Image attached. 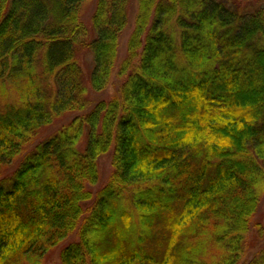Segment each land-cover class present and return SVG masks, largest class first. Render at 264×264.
Here are the masks:
<instances>
[{
  "label": "trees",
  "instance_id": "1",
  "mask_svg": "<svg viewBox=\"0 0 264 264\" xmlns=\"http://www.w3.org/2000/svg\"><path fill=\"white\" fill-rule=\"evenodd\" d=\"M87 1L0 0V264H264V5Z\"/></svg>",
  "mask_w": 264,
  "mask_h": 264
},
{
  "label": "rangeland",
  "instance_id": "2",
  "mask_svg": "<svg viewBox=\"0 0 264 264\" xmlns=\"http://www.w3.org/2000/svg\"><path fill=\"white\" fill-rule=\"evenodd\" d=\"M242 1L245 5L246 4L252 5V6L264 5V0H242ZM94 5H95V0H89V1L85 2L81 7L82 19L84 22L86 21V24H87L86 26L88 28L91 27L90 16H91V13L93 12ZM131 29H132V26L128 30H125L120 37V41H121L120 42V52H121L120 56H121V58L126 54L125 48H126L127 38L129 37V34L132 31ZM80 62H81V65L83 66L85 75H88L89 71L93 67L92 56L88 53L87 54L85 53L81 56ZM116 73H117V69L112 72V76H111L110 81L108 83V87L102 96L107 97V98L111 97L110 95H112V94H114V92H116V89L118 88L119 83H121V81L125 78L124 76L119 77L118 74H116ZM90 96L93 97L95 100L97 99V97L93 95L92 91H91ZM70 116H73V115H70ZM68 117H69V115H68ZM68 117L61 115V116H59L58 119H54V121H52L51 124L47 125L44 129L41 130V136L37 140L48 137V135L55 133L56 130H58V128L64 122L68 121V119H69ZM36 142L37 141H35V143ZM84 142H85V140L82 139V142L80 143V145H83ZM110 150L112 151V149H110ZM21 157H19L18 159L20 160ZM111 161L112 160H111V153L110 152L102 155V157H100L98 159V164H97L98 178H97L95 184H93L92 186H89V189L91 191H94L96 193L100 188H102L104 186L105 183H107L106 181L108 180L109 176L113 172ZM16 164H17V162L15 161V162H12L9 167L7 165L6 168H3V170L0 173L1 174L0 178H1V176L8 175L9 172L11 170H13L14 167H16ZM91 205H92V200L84 203V207L86 209L88 207H90ZM258 208L259 209H258L256 215L254 216V221H255V223L261 222L264 224V198L260 201ZM254 235H256V229H254L253 233L249 235V238H250L249 242L252 241V238L254 237ZM257 237H260L258 235V233H257L255 239ZM77 239H78V237H77L76 233H73V234L69 235L68 237H66V239L63 240V243L59 244L58 246L53 248V250L51 249V251L46 253V255L43 259V261H44L43 264H60V260L58 259V255H59V251L61 250V248L64 247V245L68 244L69 242H74ZM258 246H259V241H257V243L255 244V248L257 249ZM251 247L252 246H250V248ZM251 251L254 254L255 250L252 249ZM253 254H251V256Z\"/></svg>",
  "mask_w": 264,
  "mask_h": 264
}]
</instances>
